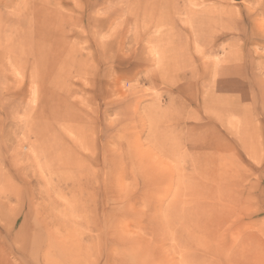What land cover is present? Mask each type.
Masks as SVG:
<instances>
[{"label": "rangeland", "instance_id": "374dc122", "mask_svg": "<svg viewBox=\"0 0 264 264\" xmlns=\"http://www.w3.org/2000/svg\"><path fill=\"white\" fill-rule=\"evenodd\" d=\"M0 264H264V0H0Z\"/></svg>", "mask_w": 264, "mask_h": 264}]
</instances>
